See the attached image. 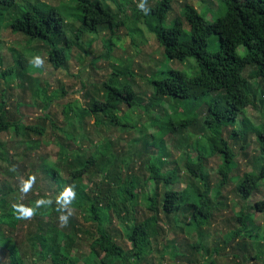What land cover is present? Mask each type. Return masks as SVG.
Returning a JSON list of instances; mask_svg holds the SVG:
<instances>
[{
    "label": "trees",
    "instance_id": "obj_1",
    "mask_svg": "<svg viewBox=\"0 0 264 264\" xmlns=\"http://www.w3.org/2000/svg\"><path fill=\"white\" fill-rule=\"evenodd\" d=\"M102 1L117 3V0H71L73 6L67 5L68 8L64 9L65 14H63L58 7L44 3L26 2L22 10L18 7L17 0H0V15H4L5 11L9 12L10 20L7 27L14 35L22 37L23 49L34 50L33 57L45 56L43 59L54 70L68 72V65L74 52L81 50L84 45L90 46L91 37L100 35L104 30L110 32L111 38L107 37L105 42L103 41L107 54L100 56L99 59H110L115 51L114 38L125 22L111 9L106 8ZM218 1L222 4V8L218 11L219 15L213 20H208L207 15L185 0L182 5L183 15L177 16L174 25L170 28L165 27L164 24L172 9L169 0L167 3L161 0L156 6L149 8V14H157V18L160 19L156 39L164 56L170 61L183 63L194 58L197 63V68L192 74L186 70H159L160 64H156V69L149 79V85L153 89L152 101L156 100L160 103L168 99L173 101L175 106L182 104L188 109L186 115L179 121L167 117L164 130L158 140L161 148L159 152L169 155L163 143V136L174 130L177 122L188 123L192 118L196 120L201 109H206L204 121L213 130V135L208 139L211 153H224L219 167L222 179L218 190L221 191L217 192L216 199L231 181L239 179L238 175L233 173L238 165L237 153L222 137L223 127L237 121L239 115L253 104V90L246 75L249 67H256L257 71L253 75L264 78V0ZM130 2L134 3L135 0L126 1L125 5L120 3L121 10L127 8ZM141 15L145 17L143 12ZM65 16L77 20L79 27L76 32L69 27L68 30ZM185 26L189 27L190 31H186ZM215 34L219 36L220 49L211 52L209 42ZM85 37L90 38L88 42H85ZM241 47L246 48L244 55L239 52ZM11 51L13 62L17 66L10 67L7 71L0 70V83L4 78H8L6 76L17 78L21 72L28 71L31 65L30 59L25 57L23 51L14 49ZM112 69L114 72L111 79L86 93L82 104L65 107L63 115L67 128L59 127L51 115L53 100L40 98L42 84L39 79L32 78L35 84H31L30 79H27L28 85L31 84L30 88L33 89L32 104L44 111L42 117L37 116L38 124L23 122L21 118H16L15 113L9 111L7 92L0 89V158L10 162L7 167L0 165V173L6 176L3 172L6 170L10 172L9 176L15 178L8 181L0 177V262L2 264H79L80 259L72 255V250L76 241L86 233L85 222L92 220L97 225H101L104 221L108 222L115 212L121 216L123 209L127 211L132 209L133 214L136 215V206L141 197L136 191L140 186L148 185L150 182L155 183L158 190L163 184L165 193L161 209L157 193L148 197L149 207L155 211L154 217L144 221L137 220L134 223L130 241L138 258H142L152 245L151 225L158 223L161 210L167 217H173L176 223L179 220L185 222L189 220L198 229L202 225L209 224L218 211V207H213L208 197L210 186L204 168L208 153L200 148L196 149L193 157L187 155L185 168L191 178H197L203 183V189L189 183L185 190L178 191L170 189L181 171L176 162L169 167L159 166L154 162L148 164L146 173L148 176L146 179L143 176V179L137 172V168H144L141 163H138L136 168V163L133 161V171L131 172L130 166L126 170L125 166L117 161V156H113L111 149L103 148L90 138L86 130L87 119L94 121V125L98 127L104 126V122L108 121L106 129L109 131L117 127L128 128L130 125L126 123L127 121H120L115 113L122 106L127 109L137 106L133 84L129 82L132 73L126 68L119 70L112 67ZM21 103L16 102V113L22 111ZM187 103H191V107H188ZM151 107H153L152 103L149 108ZM46 121L50 122L51 129H57L63 135L57 144L53 142L60 149L57 161L45 160L41 164L38 159L32 157L33 152L30 150L33 149L26 153L29 156L25 155L27 159L21 163L14 158L7 159L2 156L4 134L14 130L31 143L30 148H37L39 141L33 137L41 138L46 135ZM246 129L248 127L238 131L244 139V142L239 144L242 149L248 146L246 144L249 133ZM256 130L261 153L251 162L253 168L245 171L236 185L237 191L247 200L253 198L260 186L259 183L264 180V124ZM149 145L148 141L143 142L146 153ZM14 166L16 170L12 171ZM42 172H44L43 178ZM29 174L36 176V182L27 197L21 200L20 178L26 179ZM88 174L98 176L92 185L84 183ZM123 175H126V179ZM41 181L48 185L49 192H42L45 184L42 185ZM66 185H74L77 192V198L73 202L74 214L67 227L59 226L55 204L41 208L31 220H18L13 215L11 207L13 203L23 201L24 204H30L31 201L36 200L35 197L55 200V195H58ZM255 210L264 213V198L255 202ZM84 212L89 214V218L84 217ZM238 217V227L226 237L225 243L228 246L241 237L246 240L260 237L259 233L252 234L249 231L248 213L240 211ZM20 222H27L30 227L23 244L15 238L14 228H17ZM91 239V253L87 264H95V261H99L100 264L120 262L127 264L124 249L109 233L98 231L92 234ZM24 246H27V249ZM197 246L203 250L201 242H198ZM226 249L227 247L217 245L213 251L221 255ZM246 253L250 254L249 251ZM209 264H219L218 259L212 260Z\"/></svg>",
    "mask_w": 264,
    "mask_h": 264
},
{
    "label": "rangeland",
    "instance_id": "obj_2",
    "mask_svg": "<svg viewBox=\"0 0 264 264\" xmlns=\"http://www.w3.org/2000/svg\"><path fill=\"white\" fill-rule=\"evenodd\" d=\"M126 1L129 0H117V3L112 1L104 3L102 1L106 8L111 9L125 22L118 29L114 38L116 47L110 59H99L100 56L107 54V48L103 41L105 42L107 37L111 38L110 32L104 30L100 35L91 37L90 46L84 45L81 50L74 52L68 65V72L54 70L44 59L42 68H36L31 64L28 71L21 72L17 78L6 76L8 78L2 80L0 89L7 92L9 111L15 113L16 118H21L23 122L38 124L37 116L42 117L44 111L32 104L33 89L30 86L35 84L33 79H39L40 84H42L40 98L48 101L53 100L50 113L59 127L67 128L63 115L65 107L67 105L77 106V104H82L86 93L93 91L96 87H100L102 83L108 82L114 72L112 67L119 70L126 68L133 75L129 82L133 84L137 106L131 109H127L125 106L119 107L115 115L120 121H127L126 123L130 127L123 129L117 127L109 131L106 129V125L109 124L108 121L104 122V126L98 127L94 125V121L87 119L85 121L86 130L90 138L103 148L111 149L113 156H117V161L125 166L126 170L130 166L131 172L133 171V161L136 163V168L138 163H141L144 168H137L138 175L141 178L143 176L145 179L147 178L148 164L155 163L159 166L167 165L169 167L176 162L181 171L170 189L178 191L185 190L189 183H193L203 189V183L197 178H191L190 173L185 168L187 155L190 154L193 157L196 154V149L200 148L205 153H208L204 166L210 186L208 197L213 207H218V211L209 224L202 225L198 229L189 220L187 222L179 220L176 223L173 217H167L161 210L159 213L160 220L158 223H152L151 225L152 245L142 258H138L130 241L134 223L137 220L144 221L154 217L155 211L149 207L148 197L157 193L161 209L165 193L163 184L159 186L158 190L157 185L150 182L148 185L140 186L138 191H136L141 195L136 206V215L133 214L132 209L131 211H129L130 209L128 211L123 209L121 216L118 212H115L108 222L104 221L101 225H97L92 220H87V222L84 220L86 233L82 235L81 239L76 241L72 255L80 259L79 264H87V259L91 253L92 234L101 231L109 233L124 249V257L127 260V264H209L214 259H218L219 264H243V261H245V264H264V213L256 212L255 210V202L264 198V180L259 183L260 186L253 198L248 200L244 199L236 189V185L242 179L243 173L253 168L251 162L261 153L256 128L264 124V78L253 75L257 71L256 67H249L246 75L249 77L253 90V104L239 115L237 121L228 123L223 127L222 137L228 141V144L237 153L236 162L238 165L233 170V173L238 175L239 179L231 181L219 194V198L216 199L217 192L221 191L218 190L222 179L219 167L224 158V153H211L208 139L213 135V130L205 124L204 115H206V109H201L196 120L192 118L188 123H185V121L177 122L174 130L164 134L163 143L169 155L161 154L158 140L164 130V122L167 121L168 116L173 121H179L186 115L188 109L182 104L175 106L173 101L168 99H164L160 103L156 100L152 101L153 89L149 85V79H151L152 72L156 69V64H160L159 70H186L192 74L197 68V63L194 58L184 63L181 61H170L166 58L156 39V32L160 28V19L157 18V14H147L143 18V15H141L142 11L136 6L140 0H135L134 3L130 2L131 4L127 8L121 10L119 4L124 3L125 5ZM159 1L161 0H147V7H154ZM163 1L167 3V0ZM169 1L172 4V9L164 21L167 28L174 25V21L178 18L177 16L183 15L182 5L185 3V0ZM187 1L196 6L200 12L207 15L208 20L215 19L219 15L218 11L222 8V4L218 0ZM26 2H39L55 6L61 9L63 14H65L64 9L68 8L67 5L73 6L71 0H17L18 7L23 10V4ZM9 15L7 11H5L4 15H0V27L2 28L0 30L1 71H7L10 67L17 66L13 62L11 49L23 51L22 53L25 57L30 60L35 55V51H32V49H23L22 37L14 35L10 28L7 27L10 20ZM65 21L67 28L69 27L73 32H76L79 27L77 20L67 16ZM186 26L185 30L190 31V28ZM88 38L85 37V42L89 41ZM219 49L220 39L215 34L210 39L209 50L216 52ZM239 52L244 55L246 48L241 47ZM40 57L45 58L43 55H40ZM28 78L31 81L30 85L27 83ZM16 102H22L21 104L23 105L21 107L22 111L17 113L15 112ZM151 103L153 107L149 108ZM187 104L188 107H191V103ZM49 123V121H46L47 133L45 136L41 138L33 137L39 141L37 148H30L31 143L27 142L22 134H17L14 130L4 134L2 156L7 159L14 158L21 163L27 159L25 157L26 153L33 149L30 150L33 152L32 157L38 159L41 164L45 160L57 161L60 149L55 144H57L59 138H63V135L61 131L54 128L51 129ZM247 127L249 138L247 137L246 145L248 146L246 149H242L239 144L243 143L244 139L238 131ZM105 129L106 131L103 132ZM53 134L56 136H53ZM144 141L150 143L147 147V153L145 152L147 150L143 147ZM53 142L56 143L54 144ZM7 161L0 158V165L3 167L9 166L10 162ZM3 172L6 176L0 173L2 180L10 181V179H15L9 176V171L5 170ZM43 173H41L42 178ZM97 178L98 176L96 177V175L88 174L84 183L92 185L94 179ZM41 183L42 185L45 184L42 192H49L48 185L43 181ZM35 198L37 199V197ZM34 202L31 201L30 204H34ZM240 211L250 215L248 229L252 234L259 233L260 237L247 238V240L241 237L228 246L225 243L226 237L238 227V214H240ZM84 217L89 218V214L84 212ZM14 229L16 230L15 238L20 244H23L27 239V233L30 232L29 224L20 222L17 228ZM198 242L202 243L203 250L200 247L198 248ZM217 245L227 247L223 254L214 253L213 250ZM24 247L27 249V246ZM30 247L33 249L31 243ZM245 247L248 249H245ZM97 249L99 250L98 247ZM247 251L250 254H247ZM0 264L2 263L0 262ZM95 264H100V262L95 261Z\"/></svg>",
    "mask_w": 264,
    "mask_h": 264
},
{
    "label": "clouds",
    "instance_id": "obj_3",
    "mask_svg": "<svg viewBox=\"0 0 264 264\" xmlns=\"http://www.w3.org/2000/svg\"><path fill=\"white\" fill-rule=\"evenodd\" d=\"M137 7L145 15L149 14L150 9L147 7V0H140L137 4ZM36 68H42L44 66V59L39 55L34 56L30 61ZM15 171V166L11 169ZM36 182V176L34 174H29L28 177L20 178V187L19 191L21 193L20 199L23 200L31 192L34 184ZM77 198V192L74 185H66L61 192L55 197V200L52 198H38L35 200L34 204H24L22 202L13 203L12 211L13 215L18 220H31L33 219L38 211L44 207H51L55 204V211L58 213V222L60 227H67L69 224L70 218L74 214L73 202Z\"/></svg>",
    "mask_w": 264,
    "mask_h": 264
}]
</instances>
